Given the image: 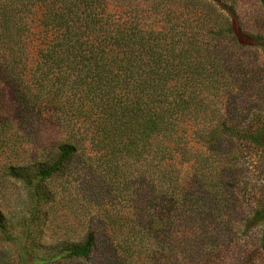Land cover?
<instances>
[{
	"label": "trees",
	"instance_id": "obj_1",
	"mask_svg": "<svg viewBox=\"0 0 264 264\" xmlns=\"http://www.w3.org/2000/svg\"><path fill=\"white\" fill-rule=\"evenodd\" d=\"M230 10L154 30L132 0H0V202L7 179L39 199L61 178L98 209L36 264H264V200L236 176L264 122L218 115L241 91L218 84L219 41L243 47Z\"/></svg>",
	"mask_w": 264,
	"mask_h": 264
},
{
	"label": "rangeland",
	"instance_id": "obj_2",
	"mask_svg": "<svg viewBox=\"0 0 264 264\" xmlns=\"http://www.w3.org/2000/svg\"><path fill=\"white\" fill-rule=\"evenodd\" d=\"M132 2L137 5L139 12H143L142 16L154 30L160 29L167 20L170 24H177L183 19H187L192 26L199 27L201 24L204 28L216 22V29L225 30L230 20L228 14L233 9L235 16L232 15L231 20L240 32L239 42L243 47H237L230 38L219 41L217 57L221 66L230 70L233 80L221 78L218 84L226 89L241 91L238 98L233 100L231 110L225 114L222 104L218 115L234 118L241 116L243 113L234 109L242 103L247 117L253 120L251 131L255 132L259 124L264 122V0H219L218 4L210 0ZM201 34L199 44L207 43L205 33ZM212 58L203 53L197 62L210 70ZM206 82L200 80L201 84ZM225 99L223 97L222 101ZM244 156L239 157L241 161L236 176L239 181L247 183V189L250 190L252 186L255 188L249 191L250 198L258 200L260 197L264 200V148L252 150V157H247L242 165ZM28 180L7 179L4 183L5 200L0 202L3 213L0 224V264H36L37 260L47 259L61 242L80 241L93 226L90 222L92 215L98 212L96 207L78 196L74 189L68 190L71 186L65 184V179L45 181L42 187L53 195L39 199L34 198ZM54 264L95 263L82 260Z\"/></svg>",
	"mask_w": 264,
	"mask_h": 264
}]
</instances>
